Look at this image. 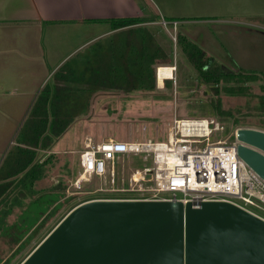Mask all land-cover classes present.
<instances>
[{
    "label": "rangeland",
    "instance_id": "obj_1",
    "mask_svg": "<svg viewBox=\"0 0 264 264\" xmlns=\"http://www.w3.org/2000/svg\"><path fill=\"white\" fill-rule=\"evenodd\" d=\"M222 2L224 6L212 12L216 15L194 16L193 13H188L190 18L185 21L183 18H176V27L170 19L165 18L168 21L166 25L160 21L158 25L147 28L146 33L140 29L137 31V36L141 37L139 40L143 39L142 41L149 44L146 52H149L147 60L151 61V70L155 71L156 66L161 64L171 63L175 67L173 78L165 79L164 86L158 87L156 78L153 88L140 89L138 82L132 81L133 78H130L129 83H123V73L118 70L120 74L111 75L110 70L112 73L113 70L106 69L105 65L100 68V73L89 77L91 85L83 80L84 83L76 84L78 88L74 85L55 87L61 88L60 95H64L60 106L68 111L70 118H75L65 127L64 137L55 141L53 136L47 135L49 129L46 117L53 114L44 110L46 115L43 113L39 114L41 118L35 117L38 124L45 125V129L39 144L30 147L34 152L33 163L39 166L40 172L29 188L26 179L16 181L24 171L7 176L12 173L16 157L20 155L17 148L15 149L17 141L14 135L20 128V140L25 132V124L29 125V122H24L31 118V112L24 108L29 95L24 100L22 97L20 110L15 111L13 119L9 120L8 126L12 127V120L14 122L12 131L1 121L0 109V264H20L67 211L87 199L142 197L140 192L126 189L129 187L127 178L132 171L130 168L140 162L136 156L128 158L119 155L115 160V186L119 191H110L107 188V177L85 180L80 189L72 185L78 174V156L84 148L86 137L95 142L107 137L119 141H142L146 138L163 141L174 117L215 119L224 125V130L219 133L221 137L242 126L264 129V0ZM151 12L158 17L153 9ZM177 34L184 35L182 41H177ZM126 35H130V32L125 30L112 37L116 43L110 41L111 43L105 45L108 51L102 62H117L120 66L118 61H122L124 66L127 55H131L132 60H137L141 43L134 36V41L128 40ZM133 35H136V31ZM188 40L193 41L195 48L201 49L204 56L213 57L215 62L210 69L232 72L233 78H222L218 83L206 82L188 58V50L191 48L195 51L194 46L189 48L185 45ZM20 45L19 63L22 67L18 75L21 76V86L32 73L31 68H35L36 78L45 72L43 69L38 71L40 64L31 62L30 57L25 55V43L20 41ZM93 48H97V45L89 46L90 51L97 55ZM86 51L88 47L82 53ZM119 55L121 57L116 61ZM93 61L98 64L101 59L95 58ZM137 68L130 69L135 71ZM120 69L124 71L123 68ZM10 72L14 73L8 70L4 75L9 73L6 77L10 78ZM249 75H255V78ZM31 79L28 82H34ZM87 103L88 106L83 107ZM32 110L34 109L30 111ZM83 111L87 113V118H83ZM46 197L47 201L48 198L58 197L52 200L51 206L60 204L58 210L49 217L47 215V218L46 213L51 206L46 203ZM238 202L241 203L239 200ZM256 211L264 216V211ZM40 212L45 213L30 227ZM45 218V223L37 226Z\"/></svg>",
    "mask_w": 264,
    "mask_h": 264
},
{
    "label": "water",
    "instance_id": "obj_2",
    "mask_svg": "<svg viewBox=\"0 0 264 264\" xmlns=\"http://www.w3.org/2000/svg\"><path fill=\"white\" fill-rule=\"evenodd\" d=\"M235 136L237 156L264 179V129ZM20 264H264V219L227 199H87Z\"/></svg>",
    "mask_w": 264,
    "mask_h": 264
},
{
    "label": "crops",
    "instance_id": "obj_3",
    "mask_svg": "<svg viewBox=\"0 0 264 264\" xmlns=\"http://www.w3.org/2000/svg\"><path fill=\"white\" fill-rule=\"evenodd\" d=\"M223 6L222 0H148L146 2L143 0H0L1 121L8 126L15 111L20 110L22 97L24 100L25 96L29 95L27 104H24L28 112L34 109L38 112L50 111L53 114L51 116L49 114L47 116L49 118L46 117L48 128L53 124L57 126L56 129L63 124L68 126L75 116L70 118L68 111L60 106L61 99H64V95H60L61 88L70 85L77 87L76 84L84 83L83 80L87 85H91L89 77L100 73V68L106 65V62H102L108 51L105 45L111 43L110 41L116 43L112 37L117 32L126 30L131 35V37L126 35L128 40L134 41V36L138 42L141 37L137 36V31L140 29L146 33L147 28L154 24L158 25L162 18L175 21L176 18H183L185 21L186 18H190L187 16L188 13H193L194 16L216 15L212 12ZM186 8L189 9L185 11ZM152 9L158 13H156L157 18L152 14ZM135 16L141 17L142 20L117 27L111 23V19ZM135 31L136 35H133ZM20 41L25 43V55L30 57L31 62L40 64L38 71L43 69L45 72L42 75L37 74L36 78L35 68H31L32 73L22 84L23 87L20 86L21 76L18 75L22 67L19 63ZM91 45H97V48L92 49L97 52V55L90 51ZM87 47L88 51L82 53ZM95 58L101 59V62L98 61L96 64L93 61ZM8 70L14 71V73L10 72V78L6 77L9 73L4 75ZM31 77L34 78L31 79ZM29 79L34 82H28ZM44 79L47 80L44 81ZM58 86L61 88L55 89ZM66 99H68L67 96ZM54 102L60 104L56 105ZM73 103L77 104L74 101ZM87 106L88 103L83 104V107ZM86 115L87 113L84 112L83 118H87ZM36 118L41 116L37 115ZM13 123L12 120V127H14ZM8 127L12 131L13 128ZM65 129L58 135L49 129L48 134L53 136L55 141L61 140ZM19 130L20 128L14 135L17 141L15 149L17 148L18 153H20Z\"/></svg>",
    "mask_w": 264,
    "mask_h": 264
},
{
    "label": "built area",
    "instance_id": "obj_4",
    "mask_svg": "<svg viewBox=\"0 0 264 264\" xmlns=\"http://www.w3.org/2000/svg\"><path fill=\"white\" fill-rule=\"evenodd\" d=\"M161 21L168 23L163 18ZM172 22L176 27L178 22ZM182 119L186 120L180 123ZM222 130L224 125L212 118L174 117L163 141H119L107 137L95 142L86 137L72 185L80 189L85 180L107 177L106 187L119 191L115 186V160L119 155L136 156L140 162L130 168L126 189L140 192L142 197L125 198L183 203L227 199L264 219L256 212L264 211V179L237 156L236 129L221 137Z\"/></svg>",
    "mask_w": 264,
    "mask_h": 264
},
{
    "label": "trees",
    "instance_id": "obj_5",
    "mask_svg": "<svg viewBox=\"0 0 264 264\" xmlns=\"http://www.w3.org/2000/svg\"><path fill=\"white\" fill-rule=\"evenodd\" d=\"M141 19H142L141 17H136V16L135 17H120V18H116V19H111V21H112L111 23H112V25L117 27V26L128 24V23L138 22ZM171 21H175V20H171ZM182 36L184 37L183 34H182ZM182 36H181V34L180 35L177 34V41H180V40L182 41L183 40ZM142 40L143 39H141V41L139 40V42L141 44H140V49L138 50L139 52H138V57H137L136 61H135V58L133 60L131 59L132 58L131 55L130 56L127 55V56H125V58H126L125 62L126 63L124 66H122V64H123L122 61L121 62L118 61L120 63V66L118 65L117 62L114 64H112L110 62V63H106V69L111 68L113 70V73L110 70V74L114 75V76L117 74H120L118 71V70H120V72L123 73V78H122L123 83H129V81H131L130 78H133L132 81L133 80L137 81L140 89H142V88H153L155 85V81H154L155 80V71H154V69L151 70V66H150L151 61H149V59L147 60V55L149 52H146V49H147L146 46H148L149 44L142 41ZM185 45L188 47L194 46V48H195V45H194L193 41H191V40H188V42H186ZM154 47H155V45H154ZM154 47H153V49H154ZM192 50H194V49L190 48L188 50V52H187L188 58L193 62L196 70L198 71V73H200V76L202 75L203 79L206 82L213 81V82L218 83L222 78H225V79L233 78L234 74L232 72H229V73L223 72L222 69L218 70L216 68H214V70L210 69L211 65H213L215 62V60H213L212 56H210V55L204 56L203 51L199 48H195V51H192ZM118 57L120 58L121 55L117 56L116 61H117ZM137 64H138V68H137ZM120 68H123L124 71H122V69H120ZM130 68H137V70L134 71V70H131ZM152 71H153V73H152ZM128 74H130L129 78H128ZM246 74H248V73H246ZM262 75H264V73H262ZM249 76L251 78H255V75H249ZM114 83L115 82H113V84ZM215 91H217V89H215ZM30 112H31V116H30L31 118L27 119L24 122V124L29 122V125L26 126V124H25V132H23L24 134L20 138V140L18 139L19 140L18 143L20 144V147H19L20 155L16 159V165H15V168L12 169V173L10 172L9 175H7V176H12V175H15L19 172L24 171V173L19 177V181H21L22 179L23 180L26 179L27 183H28V188L32 186V185H30V183H32L35 179H37L39 177L38 173L40 172L39 166L36 163H33L34 152H33V150L30 149V147H33V146L36 147L39 144L38 141L40 139V136L44 132L43 130L45 129V125L38 124L37 123L38 121L35 118L37 115L43 114L44 112H35V110H32ZM50 124H52V123L50 122ZM56 127L57 126L53 124V125H50L48 129H50V131H52L54 134L58 135L66 127V124L61 125V127H59V129H56ZM57 130H59V131H57ZM47 135L50 136L49 134H47ZM56 198H58V197L48 198V201H47V197H46V203L49 204L48 205L49 207L52 204V200H54ZM120 198H122V197H120ZM48 206H46V210L48 209ZM59 206H60L59 203L52 205L47 210L46 218H47V215L49 217L50 215L54 214L58 210ZM45 212H40V214L36 217L37 220L35 218L31 222L32 224L30 225V227L34 226L36 224V222L38 221V219ZM259 215H261V214H259ZM46 218L42 221V224H37V226L39 225V227H40L41 225H43L45 223L44 221L46 220Z\"/></svg>",
    "mask_w": 264,
    "mask_h": 264
},
{
    "label": "bare ground",
    "instance_id": "obj_6",
    "mask_svg": "<svg viewBox=\"0 0 264 264\" xmlns=\"http://www.w3.org/2000/svg\"><path fill=\"white\" fill-rule=\"evenodd\" d=\"M175 67L173 65H169V64H161L158 65L156 68V81H157V85L158 87H162L163 86V80L166 78H173ZM186 119H182L180 120V123H182L183 121H185Z\"/></svg>",
    "mask_w": 264,
    "mask_h": 264
}]
</instances>
